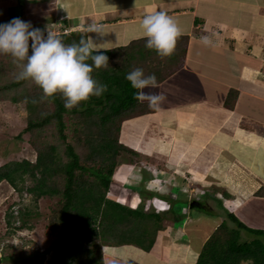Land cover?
I'll use <instances>...</instances> for the list:
<instances>
[{
  "label": "crops",
  "instance_id": "crops-1",
  "mask_svg": "<svg viewBox=\"0 0 264 264\" xmlns=\"http://www.w3.org/2000/svg\"><path fill=\"white\" fill-rule=\"evenodd\" d=\"M4 1H0V7ZM9 1L16 6H6V11L18 9L34 27L37 25L34 22L41 20L38 22L41 29L43 14L52 13L54 6L49 0H21L22 4L18 5L16 1ZM56 1L58 6L61 3L63 11L54 14L55 18L51 16L49 30L86 31L91 24H101L107 33L99 42L107 49L127 46L133 41L142 42L136 48L144 46L147 37L140 21L145 14L159 10L171 15L182 33L175 44H178L175 57L180 60V66L170 68L159 88L153 89L164 93L166 99L159 107L151 108L152 112L124 121L120 138L134 151L144 149L148 151L147 155H158L162 159L163 152L157 150L160 139L151 132L157 126L164 135L161 146L165 140L171 144L169 160L165 169H157L160 181L155 192L140 191L141 201L158 197L160 206L165 204L162 211H166L169 203L172 206L171 198L177 187L176 191L183 192L184 196L178 199L174 196L172 200H186L189 205L178 213L179 217L172 211V217L164 213L163 220H171L173 224L151 234L152 239L147 236L141 241L102 245L100 252L104 264H196L212 235L232 239L234 231L238 230L237 238L241 244L242 231L249 229L239 228L227 216L230 212L242 222L253 225L251 227L264 229V195L257 194L264 186V0ZM38 3L45 4L39 7L35 5ZM81 3L85 4L82 9ZM43 7L45 11L41 10ZM37 13L39 15L34 16ZM205 34L212 36L213 42L209 45L200 39ZM89 36L95 37L96 33H89ZM184 45L187 46L185 53H178ZM149 56L148 61L154 60L151 54ZM234 92L237 96L234 106H230L227 100L235 96ZM143 104L148 105L147 101ZM138 130L143 132L139 136L136 135ZM144 136L149 139L142 144ZM232 151L236 154H231ZM227 154L229 158H225ZM151 168L155 169V165ZM151 168L134 180L143 186L149 184L154 177ZM136 171L134 167L128 172L124 170L121 177L126 175L124 180L137 184L130 181ZM170 176H176L182 182L176 179L170 186ZM186 177L188 181H184ZM240 177H244L245 182L236 180ZM165 182L172 192L169 190V195L164 198L162 185ZM114 187L117 188L112 195L120 198L136 192L124 186L117 191L118 186ZM215 189L218 190L216 203L217 200L221 202V209L214 206L212 196L207 195ZM200 191L197 195L200 205L190 206L191 196ZM152 195L155 197L150 198ZM223 222L227 224V230H219ZM259 239L255 237L246 242ZM250 261L243 260L242 263Z\"/></svg>",
  "mask_w": 264,
  "mask_h": 264
},
{
  "label": "rangeland",
  "instance_id": "rangeland-1",
  "mask_svg": "<svg viewBox=\"0 0 264 264\" xmlns=\"http://www.w3.org/2000/svg\"><path fill=\"white\" fill-rule=\"evenodd\" d=\"M14 1L17 2V5L22 4L21 0H13V2ZM38 2H40V0ZM48 2L50 5L54 6L52 8V13L43 14L42 29L45 31V35L47 34L49 21L52 19L51 16L63 11V6L61 5V3L60 6H58V1L49 0ZM45 3H38L35 5L42 7ZM23 4L26 6V3L23 2ZM1 6L3 7H0V22L9 21L13 17H20L24 19V13L20 12L18 9L15 8L17 11L14 10V8L7 11L6 9H4L6 8V6H16V4L12 3L11 1L5 0L3 2V5ZM84 6L85 4L81 3L80 9H82ZM41 10L45 11V7H43ZM38 15L39 14L37 13L34 16ZM48 17L50 18L49 20H44ZM55 17L56 15H54V18ZM40 21L41 20L34 22L37 23L36 27H40L38 23ZM46 25L48 26L46 27ZM52 25L53 23L51 24V26ZM58 27L59 26L56 25V28ZM61 31L65 30L62 29ZM54 32L59 33L57 31ZM86 34L88 35L89 33L86 32ZM177 46L178 44L174 47V50L171 54L172 57L171 55L169 56L170 59L174 56L173 60L167 64L166 60L168 56L161 57L156 53L154 49L148 48L145 50L148 55L151 54L152 57L156 56L158 59H161L160 67L163 69L166 68L169 72L170 68L175 69L176 67L180 66V60H176L175 57V48ZM186 47L187 46L184 45L183 50L182 47L181 49H178V53L184 54ZM20 70L21 62L15 61V59L8 54H0V165H3L11 160H23L25 158L35 161L38 155V150L36 148H43L44 144H56L57 152L62 155V157H64V160H66V147L68 144H71L81 155L82 161L87 159L86 164H93L92 158L95 156L94 151L97 150L96 145L100 142V140H102L103 130H101V128L99 127L98 116H92L91 118H89L88 114L84 111V108L82 109L80 107L81 109L79 108L78 113L71 114L70 112H67L64 115V120L67 123V128L63 133L65 134V139L60 138L55 120L48 123L43 131L35 133H32V131H25V128L28 125V121L32 115L33 118L37 117L42 119L45 115L48 114V112L55 109V103L45 97L43 91L41 93V91H39L38 85H36L32 80L27 79L22 81V79H19L18 73L20 72ZM20 80L23 83L19 82ZM15 82H19L21 84L12 87H9L7 85ZM35 92L42 94V96L40 98H34ZM231 93L232 92H230L229 95H231ZM234 95L235 96L232 98L230 97V99L228 97L227 102L230 106H234V101L237 94L234 92ZM29 98H33V103L29 100ZM30 102L31 105L34 104L33 108L32 106L31 108L28 107V104ZM146 107L145 112L141 115L152 112L151 108H149L148 106ZM124 117L125 119L122 120V118ZM124 117L118 116L116 122H114L113 125L111 124L106 127V132L108 131L111 137L118 138V127H120L119 136H121L122 130L124 129L123 123L124 121H126V116ZM94 120L97 122V125L93 123ZM151 132L155 133V135L158 136V139H160L158 141L159 145L157 147V150L158 152H163L162 159H159L157 157L158 155L156 156L157 158L147 155L148 151H143L144 149L140 151L137 149L135 153V151L131 148H128L127 150L121 149L119 151V154L115 156L119 166L116 171L117 174L115 175V179L112 182V185L108 192V196L112 197V199L114 198L118 202L129 206L130 208H132L131 206H138L136 210H140L141 212H152L158 210L160 213H162L161 215L157 213L159 215L158 219L156 217L148 215L146 217H141V219L135 217L133 221H131V223L126 222L123 223L122 226L120 225L119 227H117L118 229H116V231H120L121 233L129 228L126 233L127 235L125 236L126 239H135L133 237L136 235V223H138V225H141L142 228L144 227V224L148 228H151V230L153 231V235L158 231L160 232L163 229L168 228L167 226L173 224V222L171 220L164 221L162 217L163 214L167 213V217H172L175 213L177 214L176 216L179 217L180 215L178 213H180L182 209L186 208H184L185 205H189L186 200H172L174 196L177 199L184 196L183 192L181 193L176 191L178 190L177 187H175L176 189L171 198L172 206L170 203L169 205H167L168 211L166 209H164L166 211H162V207H165V204L160 206V200L158 199V197H155L153 195L150 196V198L155 197L154 201H151L149 199L143 202L141 201L143 196L140 195V191L148 189V191L151 190L155 192V187H157L158 184L156 182L160 181V179L157 177V169H165V164L167 165L169 160V151L171 150V144L168 140H165L161 146V137H164V135L160 129L158 131L157 126L154 130H151ZM140 133L142 134L143 132L138 130V134L136 135L139 136ZM57 136L59 138H57ZM119 139L121 141L120 137ZM147 139H149V136L142 137V144L146 142ZM208 151L214 152V150L211 149H209ZM132 153H135V155H132ZM231 154H236V152L232 151ZM228 155L229 154L225 155V158H229ZM178 161L180 162V159ZM122 163H126L128 165L130 164L132 167H134L135 171L137 170L135 174L133 173L134 175H131L130 178V181L134 183H137V180H134L135 177L136 179L141 178L145 175L146 171H148L149 167L151 168V166L155 165V169L151 168L153 170L152 176L154 175L152 180H150L151 183L149 182V184L143 186V184L138 183L130 184L128 181L129 179L124 180V177L126 175L121 177V174L126 167L123 166ZM172 164L175 163L172 162ZM258 165L261 166L262 164ZM139 167L142 168L138 170ZM126 172H128V167L126 168ZM188 175L190 177V174ZM175 177L176 176H170V186L171 181L172 183H174V181L177 179ZM243 178L244 177L236 178V180L241 181L242 183L245 182V179L243 180ZM23 180L24 181H19L18 183L19 186L23 187L22 191H18L7 180H3L0 182V259L2 260L0 264H54L53 253L58 237L61 235L62 228L59 218L63 200H60V198L57 196L50 195H45L37 198L33 193L27 190L28 187L34 184V181L31 179L29 174H26ZM177 180L182 182V180L180 179ZM185 180H187V177L184 178V181ZM124 183L129 184L126 185ZM114 186H118L117 191H119V189L123 188L124 186L125 189H134L136 190V192L132 193L128 197H126V195L120 198L119 196L117 197L112 195V192L116 191L114 189L117 188ZM170 186L168 185V182H165L164 185H162V195L164 198L169 195L168 192L170 190ZM215 194L217 193H210L209 191L207 192L208 196H212L214 206H216L218 209H221V202L217 200L219 205L216 203ZM137 197L139 198V200ZM27 210H29V212H27ZM170 211H172L173 214H171ZM187 222L192 223L191 220H187ZM243 223L249 225L250 227L253 226L246 221ZM69 225L73 227L69 230V236L71 238V242L74 245L69 251L64 253L65 257L63 258L62 264H85L89 261L91 252L98 253L100 251L102 244L104 243V238H102V234L88 239L81 238L78 227L73 224ZM130 228L136 229L131 230ZM242 232L243 233L241 234L240 238L241 243L250 241L256 237L261 238L264 244V235L259 236L251 233V231L249 230H243ZM148 238L152 239V236L148 235ZM78 243L82 244L81 248L75 247V244ZM67 254H69V256H73V258H70L69 256L67 257Z\"/></svg>",
  "mask_w": 264,
  "mask_h": 264
},
{
  "label": "trees",
  "instance_id": "trees-1",
  "mask_svg": "<svg viewBox=\"0 0 264 264\" xmlns=\"http://www.w3.org/2000/svg\"><path fill=\"white\" fill-rule=\"evenodd\" d=\"M58 34L61 35L65 43L78 42L81 37L88 38L86 32L82 30L61 31ZM140 42L133 41L127 46L101 50L109 57V67L94 68L93 76L108 85L107 91L102 96L90 97L89 100L82 101L80 105L72 109L65 108L64 98L60 93L55 94L53 97H47L55 103V109L48 112L42 119L33 118L32 115L25 128V131H32V133L40 132L45 129L48 123L55 120L60 138L65 139L63 133L67 128V123L64 120V115L67 112L71 114L78 113L80 107L84 108L89 118L98 116L99 127L103 130L102 140L96 145L97 150L94 151L96 154L94 153L95 156L92 158L93 164H86L87 159L82 161L81 155L71 144L66 147V160L57 152L56 144H44L43 148H36L38 155L35 161L25 158L23 160H11L0 165V182L7 180L18 191H22L23 187L19 186L18 183L24 181V176L29 174L34 181V184L27 188L29 192L37 198L50 195L63 200L59 218L62 228L61 235L55 244L54 264H62L65 257L64 253L74 245L69 236V230L73 227L69 224L78 227L81 238L88 239L102 234V238H104L102 245H104L121 243L127 240H145L153 232L145 224L142 228L141 225L136 223V235L133 237L135 239L125 238L129 228L122 233L116 231V229L120 225L122 226L123 223H131L135 217L141 219V217L148 215L159 218L156 212H141L108 196L119 166L115 156L119 154L121 149L127 150L129 147L119 139L120 127L117 130L119 133L118 138L111 137L108 131L106 132V127L113 125L118 116H126V120L127 118L139 116L145 112L146 107V104L135 98V93L138 90L132 88L130 82L125 79V75L133 67H142L146 74L155 73L158 82L165 79L169 74L166 68L160 67L161 59L154 56L155 61H148L150 56L145 50L148 49L145 45V47L142 44L136 48ZM169 56L166 61H169ZM88 62L91 63L90 60ZM24 80L22 79V81ZM22 81L19 82L23 83ZM19 82L7 85L9 87L18 86L21 84ZM39 91L42 93L40 87ZM41 96L42 94L35 92L34 98H40ZM29 100L33 103V98H29ZM31 102L28 104L29 108L34 106V104L31 105ZM124 119L125 117L122 118V120ZM93 123L97 125L95 120ZM57 138L59 137L57 136ZM135 153H132V155H135ZM122 165L130 170L132 169L130 164L122 163ZM214 191L213 193H218L217 189ZM257 194L264 195V186L257 191ZM227 214L231 220L236 222L239 228H246L264 235V229L249 227L232 212ZM136 228L130 229L135 230ZM227 229L228 226L225 222L219 227V230ZM236 232L238 230L234 231L235 238L233 236L232 239L225 240L219 234L212 235L204 245L196 264H264L263 241L259 239L254 242L240 244ZM75 247L81 248L82 244H75ZM66 256L68 257L69 254ZM69 257L73 258L71 255ZM248 259L252 261L242 263L243 260ZM85 264H104L101 252H91L89 261Z\"/></svg>",
  "mask_w": 264,
  "mask_h": 264
},
{
  "label": "clouds",
  "instance_id": "clouds-1",
  "mask_svg": "<svg viewBox=\"0 0 264 264\" xmlns=\"http://www.w3.org/2000/svg\"><path fill=\"white\" fill-rule=\"evenodd\" d=\"M140 26L147 37L145 46L154 49L161 57L172 54L176 40L182 34L177 21L163 10L145 14ZM86 31L96 33V36L65 43L60 34L49 28L45 35V31L34 27L31 21L13 17L0 22V54H8L21 62L19 79L32 80L42 89L45 97L62 94L65 108L72 109L90 97L102 96L108 89L107 84L93 76L94 68L109 67V57L101 51L107 48L99 42L107 32L103 25L95 23L89 25ZM200 39L205 45L213 42L212 36L207 34ZM125 79L138 90L135 98L141 102L147 101L149 108L159 107L166 99L164 93L153 91L159 88L155 73L146 74L142 67H133L126 73ZM200 193L195 192L191 196L190 206L193 200L199 201L194 205H200L197 198ZM152 212L159 213L158 210Z\"/></svg>",
  "mask_w": 264,
  "mask_h": 264
},
{
  "label": "water",
  "instance_id": "water-1",
  "mask_svg": "<svg viewBox=\"0 0 264 264\" xmlns=\"http://www.w3.org/2000/svg\"><path fill=\"white\" fill-rule=\"evenodd\" d=\"M199 201L197 200H193L192 203H191V206H193L194 204H198ZM2 262V260L0 259V263Z\"/></svg>",
  "mask_w": 264,
  "mask_h": 264
}]
</instances>
